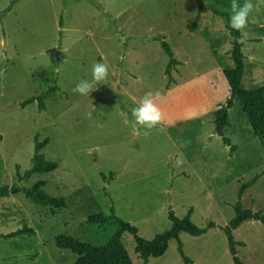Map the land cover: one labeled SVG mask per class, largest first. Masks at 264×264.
Here are the masks:
<instances>
[{"label":"rangeland","instance_id":"rangeland-1","mask_svg":"<svg viewBox=\"0 0 264 264\" xmlns=\"http://www.w3.org/2000/svg\"><path fill=\"white\" fill-rule=\"evenodd\" d=\"M202 2L196 19L198 0H0L7 41L0 49V186L43 181L46 193L65 201L55 208L22 192L0 197V264H70L77 256L54 237L103 244L115 226L87 217L111 207L145 239L169 228L170 208L177 217L191 208L199 227L214 223L198 236L179 233L188 261L171 239L146 264H234L223 227L240 185L254 176L240 202L264 213V143L236 97L223 131L233 148L214 131V111L229 96L223 70L233 66L226 17L217 12L230 16L232 0ZM244 32L242 85L250 89L264 84V0ZM155 37L173 52L170 77ZM96 62L108 65L106 83L89 96L74 93L80 81H92ZM148 92L159 93L162 122L136 134L131 112ZM35 136L48 139L41 152L57 167L19 181L16 166L20 174L30 168ZM23 227L33 232L2 236ZM233 236L243 242L236 246L242 262L264 264L259 220L243 221ZM121 241L143 264L128 231Z\"/></svg>","mask_w":264,"mask_h":264},{"label":"trees","instance_id":"trees-1","mask_svg":"<svg viewBox=\"0 0 264 264\" xmlns=\"http://www.w3.org/2000/svg\"><path fill=\"white\" fill-rule=\"evenodd\" d=\"M10 7H6L3 13L9 11ZM205 11L202 0H198V10L195 16L198 19L199 15ZM217 14L224 15L225 27L229 31L232 38L230 48V58L233 62V66L223 70V75L227 81L229 87V96L226 98L224 104L220 105L214 111V131L221 137L222 142L225 145H231L228 137L224 135V128L228 125V109L233 104V98H237L240 102L243 112L245 113L252 128L258 133L264 143V84L255 88H244L242 85V76L244 73V54L242 52V45L235 43L234 37H240L241 32L233 30L229 25V15L224 12H217ZM60 21V25H61ZM195 22L190 26L194 29ZM159 40L164 52L168 55V63L165 68L166 74L170 77V67L176 63L173 56V52L170 49L168 43L162 37H155ZM245 40V38H244ZM40 108H43V103L39 102ZM2 134L0 133V140ZM34 151L31 158V166L23 174H20L16 166L17 175L19 181L29 178L33 173L50 172L57 167L55 161L46 159L45 155L41 152V149L46 145L48 139L45 138L42 141L35 136ZM101 176L104 177L103 173ZM256 180V176L252 177L246 182H243L238 190V200L233 205L234 215L223 227V231L226 236L228 249L232 257L234 264H245L237 256L236 246L243 245V242L234 239L233 230L237 228L243 221L247 219L259 220L264 225V213L260 210L253 211L251 208H244L240 202V198L248 186H251ZM44 182L38 181L31 187H25L14 183L11 185L0 186V197L8 196L22 192L24 196L35 204L38 205H50L55 208H59L65 205L63 198H55L43 189ZM168 219L170 220V226L166 230L159 232L151 239H145L138 235L137 228L129 222L117 217L114 214L113 207L110 208L109 214L104 213H92L88 215V222L95 224H113L115 226L114 233L100 245H95L87 241L79 240L71 235L62 233L54 237V243L58 248L68 249L77 258L70 264H134L121 241V234L123 231H128L134 239V250L142 258L143 264H146L148 257H158L162 255L171 239H175L178 243L179 253L183 258L188 261L184 256L182 250V243L179 239L180 232H186L192 236H198L204 233L208 228L214 226L212 221L208 222L205 227H199L194 224L190 218L191 208L182 217H177L173 210H168ZM33 232L30 227H23L16 229L3 237H11L20 233Z\"/></svg>","mask_w":264,"mask_h":264},{"label":"clouds","instance_id":"clouds-1","mask_svg":"<svg viewBox=\"0 0 264 264\" xmlns=\"http://www.w3.org/2000/svg\"><path fill=\"white\" fill-rule=\"evenodd\" d=\"M230 7L232 14L229 17V25L233 30L241 32L240 37H234L233 39L235 43L243 44L246 35L244 30L247 28L250 15L258 10L259 0L257 3H253V0H244L242 4H240L238 0H232ZM6 44V39L0 37V49H4ZM91 75V82L80 81L73 88V92L89 96V93L95 90L98 84L106 83L108 77V65L100 62L94 63L91 69ZM158 98V92H148L140 98L138 105L132 109L131 115L134 118V133L138 134L140 128L151 130L162 122V113L156 103V99ZM145 134L147 135V133ZM181 163L182 161L180 159L176 160L177 165Z\"/></svg>","mask_w":264,"mask_h":264}]
</instances>
